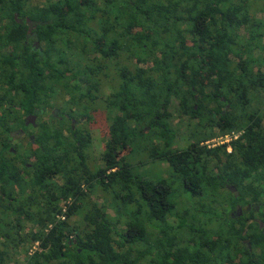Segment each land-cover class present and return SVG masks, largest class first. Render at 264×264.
Instances as JSON below:
<instances>
[{
	"label": "trees",
	"instance_id": "16d2710c",
	"mask_svg": "<svg viewBox=\"0 0 264 264\" xmlns=\"http://www.w3.org/2000/svg\"><path fill=\"white\" fill-rule=\"evenodd\" d=\"M261 12L264 0H0V264H264ZM174 117L193 141L174 145Z\"/></svg>",
	"mask_w": 264,
	"mask_h": 264
},
{
	"label": "rangeland",
	"instance_id": "374dc122",
	"mask_svg": "<svg viewBox=\"0 0 264 264\" xmlns=\"http://www.w3.org/2000/svg\"><path fill=\"white\" fill-rule=\"evenodd\" d=\"M261 18L264 19V12H261L260 16ZM29 19H27L28 22ZM139 28H135L133 30H138ZM105 94H108L111 92L110 89L105 88ZM257 94V99H253L251 100V106L252 107H259L260 110L264 111V91L258 90L256 91ZM100 108H98L96 111H93L92 113H89V115L91 116L90 119V123L88 126V129L90 131V134L92 135V143L89 149V153L91 155L92 160H90V164H93L95 162H99V159L101 157L102 151L104 149V142L106 140V135H107V118H106V113L105 111L102 109L103 105L99 106ZM46 115V114H45ZM48 115L45 116V118H47ZM165 120H163L165 123H171L176 130L178 131V136H176V140L174 145H186L188 144V142L193 141V138L191 137V130L189 129L190 127H188V124H179L178 120L180 118H170L167 119L164 118ZM35 128L32 126L30 128H28V131H34ZM225 137H212L208 140L205 141V143H207L210 146H213L215 143L220 142V141H224ZM19 149L21 150L22 148H24V146L22 145V142L19 144ZM127 151L125 150L122 154L126 153ZM134 160L136 161V158L134 157ZM132 161V159H131ZM133 163V162H132ZM149 171V170H148ZM155 172L157 171H149L148 174L150 176H153L155 174ZM60 179V178H58ZM101 194V193H100ZM97 201L102 202V199H96ZM239 210V209H238ZM109 213H112L111 211H109ZM36 243H34L35 246ZM34 249V247L31 249V251ZM31 253V252H30Z\"/></svg>",
	"mask_w": 264,
	"mask_h": 264
},
{
	"label": "flooded vegetation",
	"instance_id": "af4514ba",
	"mask_svg": "<svg viewBox=\"0 0 264 264\" xmlns=\"http://www.w3.org/2000/svg\"><path fill=\"white\" fill-rule=\"evenodd\" d=\"M27 36L32 38L31 46L37 49L39 47V42L35 38L36 36H35V32L33 31V24L29 20H28ZM2 63H9V62L7 60H3ZM2 82L3 83H1V81H0V90L2 89V87L8 88V86H9L8 82L7 81L4 82V80H2ZM50 111L52 113H55L56 110L51 109ZM35 112H36V110H34L33 113L24 116V124L25 125H27V126L31 125V127L32 126L35 127L36 119H37V115ZM31 118H32L33 122L31 121ZM27 120L29 122L28 124H26ZM9 135L11 136L12 141H15V139L22 138L25 135V132L21 128H19L15 131L11 132ZM261 225H262V223H261Z\"/></svg>",
	"mask_w": 264,
	"mask_h": 264
},
{
	"label": "built area",
	"instance_id": "2783aa9c",
	"mask_svg": "<svg viewBox=\"0 0 264 264\" xmlns=\"http://www.w3.org/2000/svg\"><path fill=\"white\" fill-rule=\"evenodd\" d=\"M224 137H225L224 141H229V140L232 138L231 135H225ZM233 137L236 138V137H237V134H233ZM221 138H222V137H221ZM220 142H223V140L220 141ZM228 150H230V149H228ZM58 217H59V218H63L62 215H59Z\"/></svg>",
	"mask_w": 264,
	"mask_h": 264
},
{
	"label": "water",
	"instance_id": "95a60500",
	"mask_svg": "<svg viewBox=\"0 0 264 264\" xmlns=\"http://www.w3.org/2000/svg\"><path fill=\"white\" fill-rule=\"evenodd\" d=\"M31 121L33 122V120H32V118H31ZM29 122H28V120H27V122H26V124H28ZM238 213H241V208H239V212Z\"/></svg>",
	"mask_w": 264,
	"mask_h": 264
}]
</instances>
